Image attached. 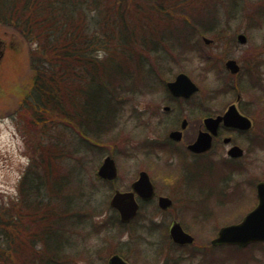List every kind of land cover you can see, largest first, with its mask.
I'll return each instance as SVG.
<instances>
[{"label": "trees", "instance_id": "trees-1", "mask_svg": "<svg viewBox=\"0 0 264 264\" xmlns=\"http://www.w3.org/2000/svg\"><path fill=\"white\" fill-rule=\"evenodd\" d=\"M193 1L0 0V24L34 44L28 90L20 100L18 118L23 130L43 138L20 179L17 201L0 204V264L70 263L75 235L90 218L101 215L75 164L82 162V153L92 150L94 143L131 137L119 125V116L128 102L126 95L144 82L140 72L147 76L150 72L145 70L148 52L167 47L177 51L173 58L180 59L188 50H197L190 38L225 34L226 29L218 27L220 21L237 5L239 12L242 1L241 11L254 7L247 17L264 23V0H231L228 5L223 0H199L200 8ZM228 6L230 12L220 9ZM145 15L153 20L139 22ZM162 21L164 30L158 32ZM199 53L207 71L212 64L209 56ZM157 66L159 73L166 67L163 61ZM218 89L209 88L208 93ZM70 159L75 164L70 165ZM222 172L225 176L224 168ZM185 186L190 196L188 190L195 189L188 182ZM109 219L117 231L127 227L114 214Z\"/></svg>", "mask_w": 264, "mask_h": 264}, {"label": "rangeland", "instance_id": "rangeland-1", "mask_svg": "<svg viewBox=\"0 0 264 264\" xmlns=\"http://www.w3.org/2000/svg\"><path fill=\"white\" fill-rule=\"evenodd\" d=\"M193 2L198 3V8L201 7L199 0ZM223 2L228 5L231 0H223ZM243 5L245 4L242 1L239 12L238 5L232 11L229 6L227 10L220 7L225 12L231 11L232 14L224 15L218 25L219 29H226L225 34L205 36L212 40L209 45H205L199 35H193L190 38L197 53L200 51L209 56V63L212 62V64L208 65L207 71H205V61L197 56L194 50H188L180 59L173 58L171 55L177 51L169 50L167 47L162 51L148 52V56L144 57L148 64L145 70L150 68L152 74L147 71V76L140 72V78L143 81L151 79L144 86L140 83L135 93L126 95L128 102L119 116V125L131 132L133 141L142 140L152 143L153 147L148 150L149 153L143 152L144 147L135 149L136 142H130L127 137V139L120 137L102 145L92 144V150L82 153L84 159L80 164H75V161L70 159V165L73 163L78 167L77 176L85 184L86 191L88 189L92 191L93 205L100 207L101 215L90 218L84 230L75 235L76 240L70 243L73 251L69 252L71 254L69 264H107V259L117 252H122L129 264H203L206 260L211 263L220 261L219 264H256L249 261V255L253 254L259 259L264 257V247L261 246L248 251L247 248L228 246H218L214 249L209 244L210 240L216 236L219 227L238 222L255 205V184L257 181H264V150L256 151L252 153V156H244L240 162L233 164L220 160L221 157H226L224 153L218 157L208 155L198 161H196L198 158L193 160L181 154L183 158L180 156L182 159H179L184 162V165H180L176 171L175 168L179 162L174 168L175 159L166 158L157 152L159 148L157 145L161 144L165 134L160 133L164 137H161L160 141H154L158 138L156 132L148 125L147 127L137 126L146 121L150 122L149 118L139 116V111L148 109L151 101L159 102V99L163 100L165 97L164 87L154 85L155 80L162 82L163 78L164 82L169 81L178 73H185L199 90L188 102L181 105L182 108L178 114L165 116L162 122L171 124L176 118L179 120L185 118L188 122L185 136L193 133V121L198 113L213 111L214 114L222 111L230 103L235 102L237 95L240 98V104L244 107L248 102L253 101L254 96L259 98L258 91L246 93L243 90L246 81L243 80L242 73L237 77L230 76L223 66L228 58L239 60L243 71L248 67L249 58H256L264 64V23L253 21V18H250L251 15L247 17L246 14L251 13L255 8L248 7L245 13L241 11ZM187 12L196 22H199L190 13V8H187ZM143 20L152 21L153 18L145 15L139 19V22H145ZM154 21H156L155 18ZM164 21L167 23L168 19ZM164 21L156 27L158 32L164 30ZM239 33L246 36L244 45L238 44L235 40ZM31 47H34V44L29 41V38L17 33L12 27L0 24L2 51L0 58V204L17 201L20 179L38 150L39 140L43 139L23 130L24 126L18 118L20 100L28 90ZM246 56L248 59L245 58ZM160 60L166 65L161 68L162 73L158 72L157 66V61ZM260 70L262 73L259 75V81L264 88V65ZM224 83L229 84L231 91H225ZM221 85L224 89H220ZM213 87L219 89L210 95L208 90ZM151 118L152 121H156V118L152 116ZM125 142L133 147L132 153H127ZM74 143L76 144V140ZM74 143L72 141L71 145ZM79 147L82 150L84 148L82 145ZM106 156L113 158L118 169V178L114 183H105L96 179V170ZM211 157L214 159L211 160ZM186 166H188L187 169ZM193 167L204 173L201 182L205 181V184L202 194L195 195L196 191L188 190L189 196L184 187L185 169L191 174ZM223 168L225 176L223 172L220 173V169ZM141 170L146 171L154 182L157 195L172 199V207L168 212L154 214L152 211L156 206L155 202L145 204L138 213L135 224L117 231L115 225H110L112 220L109 218L114 213L108 207V199L114 189L128 190L130 183ZM228 177L229 179L225 182ZM108 219L109 223H106ZM173 219L194 238V243L189 245V248L174 249L172 247L167 237V230ZM151 221L162 225H152ZM175 261L177 263H174Z\"/></svg>", "mask_w": 264, "mask_h": 264}, {"label": "flooded vegetation", "instance_id": "flooded-vegetation-1", "mask_svg": "<svg viewBox=\"0 0 264 264\" xmlns=\"http://www.w3.org/2000/svg\"><path fill=\"white\" fill-rule=\"evenodd\" d=\"M245 58L248 59L247 56ZM229 59H232V58H229ZM235 62L238 65L239 70H238V73L232 76L235 77L242 73L241 75L243 76V80L245 81L247 80L246 86H245V92L252 93V92L258 91L260 95L259 98H256V96H254L255 98L253 97V101H251L250 103L248 102V104L244 107L239 102L240 98L236 97L235 102L230 103L222 111H219L214 114H213V111L210 113L205 111V113H198L197 116L195 114L197 118L193 121L194 122L193 133H191L190 135H186V136H185V132L188 128V122L185 118H182L181 120H179V118H176L174 122L171 124H167V123L165 124L162 121H163V117L165 116H170L172 114H178L183 104H185V102H188L192 98V96L189 98L176 97L172 95L171 92L167 89L168 81L164 82L163 78L161 80L162 82L155 80L154 85L156 86L162 85L164 87L165 97L163 100L159 99V102H157V100L151 101L152 103L150 106H148V109L144 108L142 111H139V116H142V117L145 116L144 118H149L150 122L146 121L137 126L140 127V126L148 125L154 132H156L158 134V138L154 141H160L161 137H164V135L160 133L165 134V138L161 140V144L157 145L159 147L157 152L161 153L166 158L171 157L172 159H175L176 164L174 165V168L179 162L178 166L175 168L176 171H178L180 165L181 166L184 165V162H181V160L179 159L182 157L181 154H183L184 156H188V158L191 157L193 160L195 158H198L196 159V161H198L200 158L207 157L208 155L209 156L213 155L215 157H218V156H221L222 153H224L226 157L224 158L221 157L220 160L233 164V163L240 162L244 156H247V155L252 156V153H255L256 151H259V150H264V88L261 82L259 81V75L262 73V70H260V68L264 64L260 60H256V58H253V59L249 58V63L247 64L248 67H246L245 71H243L242 69L243 66H240L239 60H235ZM175 77L176 75L174 76L172 80H174ZM172 80H169V81H172ZM161 104L163 105L162 107L160 106ZM233 104L236 106L238 113L249 121V128L240 129L236 126H231V125L227 126L224 124L223 121H219L217 123L215 133L213 134L210 132V136H211L210 148L202 152H194L190 150L189 146L196 142L199 133L208 131L205 126V120L208 118L216 119V118L222 117L224 113L227 111L228 107ZM151 116L154 119L156 118V121H152ZM258 119L260 122L258 121ZM182 124L184 125V127H182ZM172 132L179 133V139L174 140L173 138H171L170 134ZM149 145L153 146V144L150 142H149ZM233 147L240 148L241 151L243 152V155L239 158L230 157L228 155V151ZM210 159L213 160L214 158L211 157ZM188 166H186V169ZM186 169H185V173L189 174ZM198 170L199 169L193 167L192 169L193 176L190 177L191 179L200 178V176H198L199 174L197 173ZM141 171L137 173V176L130 183L129 189L131 188V184L137 180L139 173ZM117 178H118V170H117L116 179L110 181L109 183H114L117 180ZM150 181L154 189V194L150 200L141 201L142 200L141 199L138 201L139 203L138 212H140V210L145 204L154 203V202L156 205L152 211L154 214L165 213V212L170 211L172 204H173L172 199L167 196H163L159 194L157 195L155 186L153 184L154 182H152L151 179ZM116 191H118V189H114L113 192H116ZM160 197L168 198L171 201L170 206L167 207L166 209L160 208L158 205V199ZM151 222H152V225H162L161 223H158V222H154V221H151ZM174 224H178L179 226L182 227V225L179 222L173 219L169 224L167 234H169V231ZM182 229L184 228L182 227ZM167 237L170 238L169 235H167Z\"/></svg>", "mask_w": 264, "mask_h": 264}, {"label": "water", "instance_id": "water-1", "mask_svg": "<svg viewBox=\"0 0 264 264\" xmlns=\"http://www.w3.org/2000/svg\"><path fill=\"white\" fill-rule=\"evenodd\" d=\"M205 43L210 41L205 39ZM237 41L241 44L245 43L246 38L243 34L237 36ZM2 52L0 51V58ZM225 67L232 74L237 73L239 68L234 60H228ZM167 88L172 95L176 97L189 98L198 88L191 82L185 74H179L175 80L167 83ZM223 121L227 126H236L240 129L249 128V121L241 116L236 106L233 104L228 107L222 117L205 120V126L211 133H215L217 123ZM182 127L184 125L182 124ZM170 137L174 140L179 139V133L172 132ZM211 144V136L207 132H200L195 143L189 146V149L194 152H202L207 150ZM230 157L236 158L242 155L241 149L233 147L228 151ZM97 174L99 177L106 180H113L117 175V170L114 161L110 157H106ZM132 191L118 192L116 191L110 200V206L118 212L122 222H128L137 212L138 204L135 201L134 194L143 200L150 199L153 194V186L145 172H140L138 179L131 184ZM257 205L253 210L248 212L242 220L233 225L224 226L219 229L217 237L212 240V245L231 244L238 246H246L253 242H264V183L256 185ZM171 204L168 198L160 197L158 205L162 209H166ZM170 236L174 242L179 244L191 243L193 238L184 233L178 224H174L170 229ZM108 264H127L118 255H113L108 259Z\"/></svg>", "mask_w": 264, "mask_h": 264}]
</instances>
